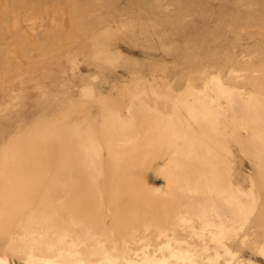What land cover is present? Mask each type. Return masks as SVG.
<instances>
[{
    "label": "rangeland",
    "instance_id": "374dc122",
    "mask_svg": "<svg viewBox=\"0 0 264 264\" xmlns=\"http://www.w3.org/2000/svg\"><path fill=\"white\" fill-rule=\"evenodd\" d=\"M0 264H264V0H0Z\"/></svg>",
    "mask_w": 264,
    "mask_h": 264
}]
</instances>
